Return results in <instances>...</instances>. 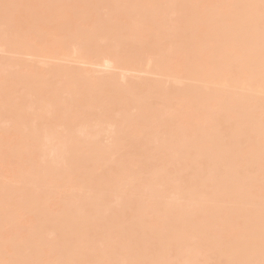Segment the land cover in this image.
Listing matches in <instances>:
<instances>
[{
    "label": "bare ground",
    "instance_id": "6f19581e",
    "mask_svg": "<svg viewBox=\"0 0 264 264\" xmlns=\"http://www.w3.org/2000/svg\"><path fill=\"white\" fill-rule=\"evenodd\" d=\"M0 47V264H264V0H0Z\"/></svg>",
    "mask_w": 264,
    "mask_h": 264
},
{
    "label": "rangeland",
    "instance_id": "374dc122",
    "mask_svg": "<svg viewBox=\"0 0 264 264\" xmlns=\"http://www.w3.org/2000/svg\"><path fill=\"white\" fill-rule=\"evenodd\" d=\"M248 13H251L250 11L248 12ZM10 15H11V18H17V22L18 21H21V23L22 22H24V24H26V26L28 27V24H29V20H28V18H27V15L23 12V11H17V12H11L10 13ZM103 16V12H101V13H94L91 17H90V19H93L92 20V22H91V26L90 27H88L87 29H82V31H85V30H88L89 32L90 31H92V30H96L98 27H99V25H100V22H97V21H95V20H97L98 18H101ZM78 20H80V19H77V22H79ZM48 21H50V20H47L46 21V23L48 22ZM50 27V24H47L46 25V29L48 30V28ZM54 28H51L50 30H53ZM32 38L33 39H35V40H38L39 42H40V46H39V48H38V51H39V53H44V52H47V49L50 47V41L45 37V34L44 33H42L41 35L40 34H32ZM54 49H59V47H54ZM48 53V52H47ZM45 54V53H44ZM60 54L58 53V54H56L55 56H59ZM0 56H8V53L4 50H2L1 49V47H0ZM24 56V55H23ZM26 59H28L29 61H32L33 59H35L36 57H35V55H33V54H26L25 56H24ZM1 59V58H0ZM37 59H39V57H37ZM42 61H44V62H56L57 63V61L58 62H61L62 60H60V59H56V58H53V57H51V56H49V57H47V56H42L41 58H40ZM76 60V57H74L72 60H70V61H66L65 63L67 64V63H70V64H74L75 65V63H77L76 65L77 66H79V64H80V66H91V67H95L97 70H100L101 71V73H103V71H113L114 70V68H107V67H105V66H103V65H93V64H89V63H85V62H77V61H75ZM72 61V62H71ZM69 64V65H70ZM82 64V65H81ZM175 65H179V63H177V64H175ZM83 66V67H84ZM116 70H117V68H116ZM118 71V70H117ZM114 72H116V71H114ZM137 73V72H136ZM136 73H134L133 71H129L127 74H130V75H132V74H134V75H136ZM142 75L143 74V76L144 75H146L145 73H137V75ZM136 75V76H137ZM138 77H141V76H138ZM156 77H159V78H161L162 76H156ZM71 95H73V91H71V92H69V93H67V95L66 96H71ZM122 108L121 109H119V110H117V113H121L122 112ZM109 124H107V126H108ZM59 131H62V129H59ZM56 142H58V141H56ZM108 142V140H105L104 141V143L106 144ZM49 148L51 149V150H54L55 149V147H50L49 146ZM56 205H57V201L53 198L51 201H50V207H51V209L52 210H55L56 209ZM23 220V219H22ZM21 220V221H22Z\"/></svg>",
    "mask_w": 264,
    "mask_h": 264
}]
</instances>
